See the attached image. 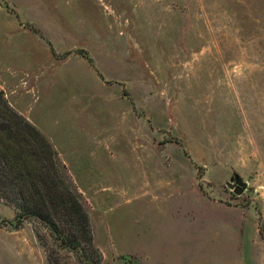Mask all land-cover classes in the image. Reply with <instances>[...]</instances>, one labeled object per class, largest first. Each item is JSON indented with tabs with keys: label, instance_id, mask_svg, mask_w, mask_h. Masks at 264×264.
Instances as JSON below:
<instances>
[{
	"label": "rangeland",
	"instance_id": "1",
	"mask_svg": "<svg viewBox=\"0 0 264 264\" xmlns=\"http://www.w3.org/2000/svg\"><path fill=\"white\" fill-rule=\"evenodd\" d=\"M0 89L100 264H264V0H0ZM47 232L1 226L0 264H79Z\"/></svg>",
	"mask_w": 264,
	"mask_h": 264
},
{
	"label": "trees",
	"instance_id": "2",
	"mask_svg": "<svg viewBox=\"0 0 264 264\" xmlns=\"http://www.w3.org/2000/svg\"><path fill=\"white\" fill-rule=\"evenodd\" d=\"M68 178L54 145L0 89V211L9 206L15 212L12 222L0 216V227L20 230L31 222L48 231L55 251L73 254L79 264H100L89 215ZM37 235L46 247L44 236ZM52 255L49 249V264H60V256Z\"/></svg>",
	"mask_w": 264,
	"mask_h": 264
},
{
	"label": "water",
	"instance_id": "3",
	"mask_svg": "<svg viewBox=\"0 0 264 264\" xmlns=\"http://www.w3.org/2000/svg\"><path fill=\"white\" fill-rule=\"evenodd\" d=\"M247 183L242 181H237L235 184L228 183V187L236 189L237 194H242L247 189Z\"/></svg>",
	"mask_w": 264,
	"mask_h": 264
},
{
	"label": "crops",
	"instance_id": "4",
	"mask_svg": "<svg viewBox=\"0 0 264 264\" xmlns=\"http://www.w3.org/2000/svg\"><path fill=\"white\" fill-rule=\"evenodd\" d=\"M32 67V66H31ZM8 97V96H7ZM9 98V97H8ZM14 103V102H13ZM207 254H206V260H207ZM186 260V259H184ZM186 262H188V259L186 260ZM180 264V262H178ZM140 264H150L148 263V260L147 259H143L142 261H140ZM161 264H168V263H161Z\"/></svg>",
	"mask_w": 264,
	"mask_h": 264
}]
</instances>
